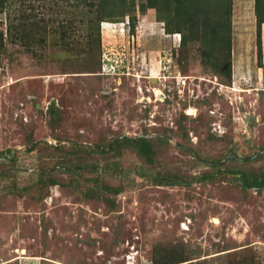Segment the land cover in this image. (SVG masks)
Listing matches in <instances>:
<instances>
[{
	"label": "rangeland",
	"instance_id": "374dc122",
	"mask_svg": "<svg viewBox=\"0 0 264 264\" xmlns=\"http://www.w3.org/2000/svg\"><path fill=\"white\" fill-rule=\"evenodd\" d=\"M133 1L132 30L101 22L97 36L86 6L69 13L42 0L35 13L71 18V37L50 31L27 48L4 36L0 264H126L131 246L133 264L167 254L264 264V184L254 187L264 173V23L259 54L254 0H231L229 82L197 41L179 46L180 33ZM16 9L0 13V31ZM104 61L114 67L102 72ZM125 137L148 138L152 160ZM188 148L204 161L243 159L210 165Z\"/></svg>",
	"mask_w": 264,
	"mask_h": 264
},
{
	"label": "trees",
	"instance_id": "16d2710c",
	"mask_svg": "<svg viewBox=\"0 0 264 264\" xmlns=\"http://www.w3.org/2000/svg\"><path fill=\"white\" fill-rule=\"evenodd\" d=\"M42 0H0V13H5L10 5L14 4L17 9L13 15L6 13L4 20L5 30L0 31V47L6 33L18 40L22 45L30 48L34 42L46 41L47 35L51 32L59 33L61 41L67 40L74 23L71 18L59 21L55 17H44L35 13L38 4L35 2ZM51 8L61 6H69L68 12L75 13V9L80 5L87 8L88 19L86 20L87 30H96L99 36V24L102 22H119L124 19L127 21V26L132 30L135 27V5L134 1L130 0H47ZM231 0H140L138 3L139 10L144 13L147 8H154L156 19L163 22V27L166 33H180L179 46L188 41H197L200 44V54L203 63L212 67L215 71H219L221 75L228 80H231ZM253 11L255 15V35L257 52L261 53V25L264 23V0H254ZM86 12V14H87ZM83 15H86L82 12ZM120 16V17H116ZM118 18V20L116 19ZM11 19V20H10ZM30 41L32 43H30ZM99 42V40H98ZM102 66H100V69ZM102 71V70H101ZM51 115H55L59 111L56 109H47ZM124 140L135 146L140 155L144 156L147 161L152 160L154 150L148 142V138L140 137L135 139L125 137ZM62 142V141H61ZM118 141L112 142L111 148ZM51 144V143H48ZM57 143L54 147L59 146ZM53 145V144H52ZM95 152H100L96 148H91ZM242 176V177H241ZM240 178L242 183L246 185L244 174ZM50 183L55 184L56 180L49 179ZM49 183V184H50ZM257 185L264 184V173L261 177L255 179ZM166 254V253H165ZM182 258L171 254L164 255L158 259H152V264H183ZM14 262V263H13ZM12 264H17L13 261Z\"/></svg>",
	"mask_w": 264,
	"mask_h": 264
},
{
	"label": "water",
	"instance_id": "95a60500",
	"mask_svg": "<svg viewBox=\"0 0 264 264\" xmlns=\"http://www.w3.org/2000/svg\"><path fill=\"white\" fill-rule=\"evenodd\" d=\"M56 106L51 102V103H49L48 104V106H47V108H49V109H53V108H55ZM246 120L247 121H252V119L251 118H249V117H246ZM155 135H159V136H162V137H165V138H169V136H166L165 134H155ZM175 145H177V146H183L182 144H180V143H178V142H175ZM93 147L94 148H96V149H99V150H103L99 145H93ZM110 147V143H109V145H108V148ZM186 147V146H185ZM107 148V149H108ZM187 148V147H186ZM189 150H191L192 151V153L195 155V157L198 159V160H200L201 162H204V163H207V164H210V165H216V166H219V165H221V164H223L228 158H230V157H234V158H237V159H243V157H240V156H238L236 153H228L227 155H225V157L222 159V160H219V161H216V162H214V161H204V160H202L201 158H199V156L197 155V153L193 150V149H191V148H188ZM261 152H264V149L261 151Z\"/></svg>",
	"mask_w": 264,
	"mask_h": 264
},
{
	"label": "built area",
	"instance_id": "2783aa9c",
	"mask_svg": "<svg viewBox=\"0 0 264 264\" xmlns=\"http://www.w3.org/2000/svg\"><path fill=\"white\" fill-rule=\"evenodd\" d=\"M127 21H124L123 24H126ZM105 63L102 64V72H104V70H110L112 69L114 66H113V63L115 62H108V61H104ZM122 70V69H121ZM120 70V71H121ZM113 71H117V70H113ZM125 74H129V69L126 68V71H123ZM50 142V141H49ZM136 251L134 250V246H131L130 247V251H128L125 255H124V258H125V263L126 264H133L135 262V256H136Z\"/></svg>",
	"mask_w": 264,
	"mask_h": 264
},
{
	"label": "clouds",
	"instance_id": "9594fccd",
	"mask_svg": "<svg viewBox=\"0 0 264 264\" xmlns=\"http://www.w3.org/2000/svg\"><path fill=\"white\" fill-rule=\"evenodd\" d=\"M123 22H124V21H122L120 24H121V25H124ZM109 23H110V22H103L102 25H103V24H109ZM111 23H113V22H111Z\"/></svg>",
	"mask_w": 264,
	"mask_h": 264
},
{
	"label": "flooded vegetation",
	"instance_id": "af4514ba",
	"mask_svg": "<svg viewBox=\"0 0 264 264\" xmlns=\"http://www.w3.org/2000/svg\"><path fill=\"white\" fill-rule=\"evenodd\" d=\"M177 146V145H176ZM260 185H258V186H256V185H254V187L256 188V187H259Z\"/></svg>",
	"mask_w": 264,
	"mask_h": 264
},
{
	"label": "bare ground",
	"instance_id": "6f19581e",
	"mask_svg": "<svg viewBox=\"0 0 264 264\" xmlns=\"http://www.w3.org/2000/svg\"><path fill=\"white\" fill-rule=\"evenodd\" d=\"M191 109H189V111H190ZM193 111V110H192ZM191 112V111H190Z\"/></svg>",
	"mask_w": 264,
	"mask_h": 264
}]
</instances>
